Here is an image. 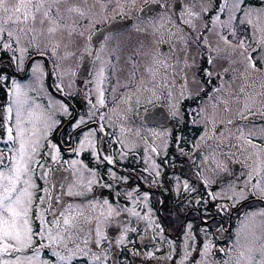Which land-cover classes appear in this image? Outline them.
<instances>
[{
  "label": "rangeland",
  "instance_id": "374dc122",
  "mask_svg": "<svg viewBox=\"0 0 264 264\" xmlns=\"http://www.w3.org/2000/svg\"><path fill=\"white\" fill-rule=\"evenodd\" d=\"M159 1L33 0L40 5L39 11L30 10L35 19L30 14L24 20L21 13V20L12 22L0 14L4 28L0 32V56L7 55L13 61L5 73L6 62L0 59V82L5 83L7 74L12 89L10 101L0 107L5 114L6 133L5 139L0 138V171H6L11 166L8 158L17 155L18 111L25 121L26 142L36 141L29 172L18 185L22 190L23 180L29 181L32 202L28 219L33 242L17 257H13V250L0 253V264H71L73 260L88 264L87 256L98 262L104 259L107 264L113 245L105 243L104 229L121 208L113 195L99 196L97 191L110 184L109 188H118L121 200L127 198L132 208L139 209L144 203L135 199L138 194L131 189L128 178L102 165L98 154L101 137L94 124L107 129L110 148H118L115 142L127 149L135 148L146 136L164 148L170 130L144 129L143 124H151L141 119L145 112L160 105L168 106L173 124L187 123L185 109L193 115L190 124L197 129L193 138L197 139L196 148L201 147V170L211 182L224 172L231 173L234 162L241 165L243 179H233L230 186L222 188L221 198L229 197L236 210L250 189L264 196V0H254V4H246V0H179L183 2L179 18L173 12L178 0H172L170 8L156 19L138 17L143 7ZM15 3L17 0H8L10 7ZM124 16L135 19L132 27L108 36L98 48L92 44L97 31L126 20ZM38 54L44 55L49 65L43 57H36ZM85 54L94 63L90 79L82 82L77 73ZM50 67L53 91L47 83ZM12 70L23 78L27 71V77L20 82V76ZM61 97H69V103L81 106L72 130H84L77 136L74 157L67 162H63L53 137L75 113ZM198 101L201 105L196 109ZM8 128L13 131V141L8 139ZM148 156L160 175L156 158ZM58 167L73 173V178L65 191L68 200L52 219L50 182ZM185 187L191 191L189 182ZM138 196L142 199V194ZM85 200L101 210L94 228L85 216ZM148 203L147 198L145 205ZM253 207L237 214L241 219L246 211L230 254L216 257L215 245L208 242L200 250L199 264H248L249 259L258 264L264 258V209ZM149 214L152 212H142L138 218L153 220ZM48 230L60 239L50 243ZM125 243V238L117 242L122 246ZM194 247L185 244L184 258L177 262L189 264ZM60 256L70 259L61 260ZM154 262L158 264L148 258V263H143Z\"/></svg>",
  "mask_w": 264,
  "mask_h": 264
},
{
  "label": "flooded vegetation",
  "instance_id": "af4514ba",
  "mask_svg": "<svg viewBox=\"0 0 264 264\" xmlns=\"http://www.w3.org/2000/svg\"><path fill=\"white\" fill-rule=\"evenodd\" d=\"M195 1L198 2L200 0ZM171 2L172 0H162L148 4L160 5L158 14L150 18L156 19L159 17L165 8H170ZM177 3H181V10L175 13L174 7ZM182 10L183 2L176 1L173 5L174 17L179 18ZM139 13L141 14V11ZM122 32L110 33L105 39L110 35ZM166 48L167 46H163L164 50H167ZM11 50L14 51L12 48ZM0 59L6 62V71H2L7 73L9 66L12 67L9 62L13 64V61L8 60V56L4 54L0 56ZM12 72L18 77L20 76L18 78L20 82L27 77L23 78L18 72L13 70ZM9 79L6 74L4 77L5 83L0 82V95H3L0 98V107H2L3 102L6 107L10 101L9 96L12 89L8 84ZM61 98L72 108L73 103L67 101H70L69 97ZM162 106L169 110V114L171 113L168 106ZM0 112L2 113L1 108ZM1 113L0 138L5 139V114L2 113L1 115ZM144 114L141 119H143ZM170 116L171 124L166 129L155 125L143 124L144 129L170 130L169 138L164 148H160L155 141H151L147 136L140 138V146L131 149H127L124 144L120 146L119 142L113 143L118 148H110L108 141H106L104 147H101V150L100 146H98V154L104 168L106 167L114 173L128 178L131 189L138 195L142 194V199L138 195H135V199H138L140 203L142 200L144 203L139 205V209L132 208V204L128 202L127 198L121 200L123 195L120 194L121 191L118 188H109L110 184H107L108 188L102 187L97 191L99 196L102 193L113 195V201L121 208L120 213L115 215L111 224L104 229L108 240L105 243L108 246L113 245V247L109 248L111 260L107 264H144L143 262L148 263V258H153L157 263L163 258L164 260L158 264H179L177 260L184 258L185 244H193L195 246L194 249L196 248L195 254L189 259V264H199L200 250L208 242L215 245L213 254L216 257L225 258L227 253L229 252L230 254L232 251L231 246L234 237L246 212H243L240 219L239 216V218L237 217L239 211L246 208L255 209L254 205H258L256 208L264 209V196L257 194L255 189H250L247 192L246 199L240 203L241 205L236 210L229 197L221 198L219 196L220 190L230 186L234 180L237 182L234 173H232L233 168L231 173L229 171L224 172L216 181L211 179V182L201 170V152H198L201 147L196 148L197 139L193 138V133L197 131L195 125L188 122L186 124H173L172 115L170 114ZM72 126L73 123L65 121L53 137L55 145L62 152L63 162H67L70 157H74L75 145L79 142L77 136L79 138L81 132L84 131L82 127L72 130ZM94 128L98 129V123L94 124ZM149 154H153L156 158V163L161 169L160 175L155 171L154 160H152V163L148 161ZM235 164L237 163L234 162L232 166ZM65 173L67 172L62 167H58L54 172L52 182H50L52 199L55 184L59 181L61 174ZM241 177L243 179L242 175ZM64 178L62 176L61 180ZM72 178L73 173L71 179L65 183L63 188L64 202L59 208L60 210H62L68 200V195L65 191ZM186 182L191 185V191L186 189ZM109 197L111 198V196ZM147 198L149 203L145 205ZM85 202L83 205L86 212L85 216L93 223L92 227L94 228L101 217V210L97 209L95 205L89 204L87 200ZM51 203L52 200L50 205ZM136 211L139 212V215ZM146 211L152 212V215L149 214V216L153 220L138 218L139 216L141 217L142 212ZM56 217L53 216L52 219ZM112 227L119 231L115 237H111L110 230ZM123 238L126 239V243L123 246L117 244ZM17 256L18 252L14 251L13 257ZM86 262L88 264H105L104 259L102 262H98L92 256L85 257ZM71 264H78V261L73 260ZM153 264H156V262Z\"/></svg>",
  "mask_w": 264,
  "mask_h": 264
},
{
  "label": "snow or ice",
  "instance_id": "6c2138e0",
  "mask_svg": "<svg viewBox=\"0 0 264 264\" xmlns=\"http://www.w3.org/2000/svg\"><path fill=\"white\" fill-rule=\"evenodd\" d=\"M40 5L33 3V0H17V3L11 7L8 4V0H0V14H2L8 21L19 22L21 20V14L24 20H27L29 15L35 19V14L31 12V9L39 11ZM47 15V12H45ZM13 18H15L13 20ZM3 23L0 22V32H3ZM9 36L12 33L9 31ZM17 95H19V86L16 87ZM103 104V99L100 100ZM11 112V109H9ZM25 121L22 120L21 113L18 111L16 114V138L19 141V147L17 149V155L10 157L11 166L6 167V171H0V253L13 250L19 252L33 242V231L28 219L29 206L32 202V194L29 191V181L23 180L24 187L19 189L18 185L29 172V165L32 162V156L36 151V141L32 140L26 142L25 140ZM8 139L13 141V131L11 128L7 129ZM36 135L35 130L32 131V136ZM29 144L31 151H29ZM3 154L0 153V157ZM55 159V157H53ZM0 165H3V159H0ZM65 224H68L67 219L64 220ZM43 235V233H38ZM48 240L50 243L58 241L60 237L53 236L51 230H48ZM43 246V245H42ZM207 248V246H206ZM38 251V249H34ZM59 256L58 253H56ZM243 256V253H241ZM59 259L66 260L68 257L60 256ZM16 264H20L19 261ZM43 264V262H39ZM248 264H256L253 260L249 259ZM258 264H264V258H262Z\"/></svg>",
  "mask_w": 264,
  "mask_h": 264
},
{
  "label": "water",
  "instance_id": "95a60500",
  "mask_svg": "<svg viewBox=\"0 0 264 264\" xmlns=\"http://www.w3.org/2000/svg\"><path fill=\"white\" fill-rule=\"evenodd\" d=\"M159 10H160V5H150L142 10L140 16L142 18L154 17L158 14ZM180 10H181V3L175 4L174 12L178 13ZM131 24H132V20H129V21L118 22V23H115L107 27L106 29L100 31L94 36L92 40L93 45L95 46L99 45L108 34L122 31L123 29L127 28ZM91 67H92L91 59L89 58V56H85L82 67L79 69L77 73L78 79L80 81H84L89 78ZM25 75H27V71ZM48 84L51 89V70L50 68H49V74H48ZM74 113L75 115L70 120L69 123H73L78 118L79 113L76 108H74ZM143 120L145 124H151V125L165 128L169 126L171 122V116L169 112L166 111L165 108L157 107L145 113ZM99 133L102 136L101 143H100V150H101V147L104 145L107 135L103 129H99ZM106 161L109 162L108 159H106ZM234 174L236 178L239 177V166L238 165L234 166ZM62 176L65 177L63 180H61ZM71 177H72V174L67 172L65 174H61L60 179H59V181L61 180L60 182L59 181L56 182V187L54 190L53 201H52V208H51V213H50L51 216H55L59 208L63 205V202H64L63 188L65 186V183L68 182L71 179ZM110 233H111V237H115L117 236L119 231L116 230L115 227H112L110 230Z\"/></svg>",
  "mask_w": 264,
  "mask_h": 264
},
{
  "label": "trees",
  "instance_id": "16d2710c",
  "mask_svg": "<svg viewBox=\"0 0 264 264\" xmlns=\"http://www.w3.org/2000/svg\"><path fill=\"white\" fill-rule=\"evenodd\" d=\"M3 95H0V98L2 97ZM79 106V105H78ZM185 104H184V109H185ZM80 107V106H79ZM185 111V116L187 117V118H189L190 117V114L188 115V112H187V109H185L184 110Z\"/></svg>",
  "mask_w": 264,
  "mask_h": 264
},
{
  "label": "bare ground",
  "instance_id": "6f19581e",
  "mask_svg": "<svg viewBox=\"0 0 264 264\" xmlns=\"http://www.w3.org/2000/svg\"><path fill=\"white\" fill-rule=\"evenodd\" d=\"M14 69H15V68H14ZM15 70H16V69H15ZM10 95H11V94H10ZM9 99H10V97H9ZM9 99H8V100H9Z\"/></svg>",
  "mask_w": 264,
  "mask_h": 264
}]
</instances>
